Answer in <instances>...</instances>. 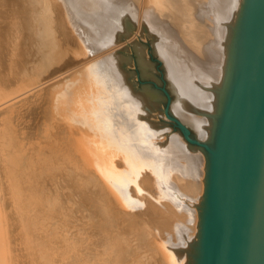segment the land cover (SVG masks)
I'll return each mask as SVG.
<instances>
[{
	"label": "bare ground",
	"instance_id": "1",
	"mask_svg": "<svg viewBox=\"0 0 264 264\" xmlns=\"http://www.w3.org/2000/svg\"><path fill=\"white\" fill-rule=\"evenodd\" d=\"M250 5L0 0V264H166L165 244L188 246L206 161L167 135L155 120L160 95L134 87L128 59L113 49L133 30L152 38L171 112L217 154ZM168 19L182 45L164 37ZM133 47L148 71L144 48Z\"/></svg>",
	"mask_w": 264,
	"mask_h": 264
},
{
	"label": "water",
	"instance_id": "2",
	"mask_svg": "<svg viewBox=\"0 0 264 264\" xmlns=\"http://www.w3.org/2000/svg\"><path fill=\"white\" fill-rule=\"evenodd\" d=\"M244 67L219 151L183 133L206 161L197 232L187 247L165 244L166 264H264V0H251Z\"/></svg>",
	"mask_w": 264,
	"mask_h": 264
},
{
	"label": "rangeland",
	"instance_id": "3",
	"mask_svg": "<svg viewBox=\"0 0 264 264\" xmlns=\"http://www.w3.org/2000/svg\"><path fill=\"white\" fill-rule=\"evenodd\" d=\"M207 8H208L207 10L209 11L210 7L207 6ZM156 17H158V20H160L168 16H165L163 14V11H159ZM149 21L151 22V24L158 25V23L153 21V19L151 20V17ZM173 21L168 19L164 21L162 25L160 24L161 27L160 26L159 27L163 28V31L165 33L167 31V35L165 34L164 37L172 36L174 38L173 39L171 37L172 41L176 40L179 43V45H182V43L179 42L180 41L179 38H181L180 34H178L177 30L173 28L174 27L172 24ZM209 24L211 23H208V25ZM154 27L156 28L157 26H154ZM168 33L169 34L171 33V35H169ZM190 41L192 42V40ZM133 43L144 48L145 58L147 62L150 63L148 71H145L142 67H140V63L138 61L137 54H136V49L133 47ZM116 47L117 46H115L113 50L117 49V50L123 51V54L128 59V65L125 66V68L128 74H131L130 78H131V82L134 85V87H136L138 90H141L142 88H145V87L146 88L150 87L152 90L157 91L158 94L160 95L161 97L160 102L162 105V111H163L162 115L163 116L158 115V117L155 120L159 121V123L161 124H165V126L169 128V132L167 135L168 136L177 135L180 138L181 143H183L181 135L183 133L190 132L197 142L203 143L198 138L195 130L192 128L190 124L187 125V124L181 123L178 119H176V117L171 112L170 104H171V101H173V95L171 94L169 90V86L166 85L167 80L165 77V67L161 59L154 52V48L152 47V38L148 34H141L138 32V30H133L132 35L127 40H125L123 43L118 45L117 48ZM201 57L202 58H200V60L204 58V55H201ZM216 64H217V60L214 59L212 63L206 64V67L204 68V71H205L204 73H208L209 74L208 76L210 78H213L215 75H217L216 73L217 65ZM203 144H206V143H203ZM208 148L211 151V153L215 154V152L212 151V149L214 150L213 146L209 144ZM196 160L200 163V165L203 162L201 161V158L196 157Z\"/></svg>",
	"mask_w": 264,
	"mask_h": 264
}]
</instances>
